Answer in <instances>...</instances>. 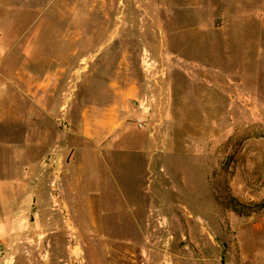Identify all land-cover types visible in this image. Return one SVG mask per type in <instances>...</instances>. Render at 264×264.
Wrapping results in <instances>:
<instances>
[{
	"label": "rangeland",
	"instance_id": "1",
	"mask_svg": "<svg viewBox=\"0 0 264 264\" xmlns=\"http://www.w3.org/2000/svg\"><path fill=\"white\" fill-rule=\"evenodd\" d=\"M111 2L0 0L1 107L11 79H55L79 59L95 103L137 82L165 105L160 142L176 150L142 242L85 238L81 264H264V0ZM78 41L103 53L72 54Z\"/></svg>",
	"mask_w": 264,
	"mask_h": 264
},
{
	"label": "crops",
	"instance_id": "2",
	"mask_svg": "<svg viewBox=\"0 0 264 264\" xmlns=\"http://www.w3.org/2000/svg\"><path fill=\"white\" fill-rule=\"evenodd\" d=\"M232 1L257 7L255 0ZM99 53L82 51L79 41L72 50L78 56ZM77 63L55 79H11L18 91L6 108L0 106V152H7L0 153V264H81L82 242L95 235L107 245L142 242L145 203L155 200L161 160L176 150L160 142L165 105L153 99L149 126L137 129L143 86L110 84L109 99L95 103L90 74Z\"/></svg>",
	"mask_w": 264,
	"mask_h": 264
},
{
	"label": "built area",
	"instance_id": "3",
	"mask_svg": "<svg viewBox=\"0 0 264 264\" xmlns=\"http://www.w3.org/2000/svg\"><path fill=\"white\" fill-rule=\"evenodd\" d=\"M152 97H149L147 95L142 96L140 100L138 101L137 105L140 109V115L134 119V123L137 129H145L149 126V122L146 119V115L150 113L151 111V104H152ZM156 127H153L152 129H155ZM3 244L0 242V252L3 251Z\"/></svg>",
	"mask_w": 264,
	"mask_h": 264
}]
</instances>
